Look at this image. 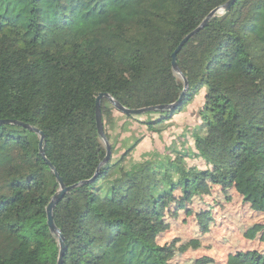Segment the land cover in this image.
<instances>
[{
    "label": "trees",
    "instance_id": "1",
    "mask_svg": "<svg viewBox=\"0 0 264 264\" xmlns=\"http://www.w3.org/2000/svg\"><path fill=\"white\" fill-rule=\"evenodd\" d=\"M227 1L0 0V264H57L45 208L59 184L46 160L66 187L91 179L106 157L98 95L133 110L178 101L171 55ZM176 63L188 87L174 111L126 115L101 99L110 156L54 208L62 264H169L157 222L203 182L264 216V0L216 13Z\"/></svg>",
    "mask_w": 264,
    "mask_h": 264
},
{
    "label": "rangeland",
    "instance_id": "2",
    "mask_svg": "<svg viewBox=\"0 0 264 264\" xmlns=\"http://www.w3.org/2000/svg\"><path fill=\"white\" fill-rule=\"evenodd\" d=\"M197 105L184 115H195ZM109 133L114 142L118 136L117 143L125 136L119 126ZM168 211L166 206L157 222V242L169 251V264H235L238 253H264V216L244 203L233 188L222 192L203 182L198 194L187 200L175 193Z\"/></svg>",
    "mask_w": 264,
    "mask_h": 264
},
{
    "label": "water",
    "instance_id": "3",
    "mask_svg": "<svg viewBox=\"0 0 264 264\" xmlns=\"http://www.w3.org/2000/svg\"><path fill=\"white\" fill-rule=\"evenodd\" d=\"M236 0H229L227 1L224 5H222L221 7H218L214 10H212L206 17L205 19L201 22V24L194 29L192 32H190L188 35H186L182 41L179 43L178 47L175 49V51L172 53L171 55V65H172V69L173 72L177 75H179L181 77V79L183 80V91L178 99V101H176L173 104L170 105H165V106H158V107H149V108H142V109H126L124 108L122 105H120L117 101H115L110 95L108 94H100L98 95V97L96 98V127H97V133L100 137V139L102 140V142L104 143L105 147H106V157L105 159L100 163L98 169L104 165L105 163H107L109 156H110V146L109 143L105 137L104 131H103V127H102V122H101V116H100V101L101 99L105 98L109 101V103L119 112L124 113L126 115H139L142 113H146L149 111H163V110H172L174 111L177 107H179L182 104L183 101V97L186 93L187 87H188V83L187 80L183 77L182 73L180 72L177 63H176V56L178 54V52L181 50V48L186 44V42L192 38L193 36H195L199 31H201L206 24L208 23V21L219 11H221L222 13H226L229 11V9L234 5ZM15 123V122H13ZM16 124V123H15ZM19 125H22L21 123H17ZM28 127V126H26ZM32 131H34L35 133H38V135L40 136V141H39V152L41 157H43L45 159V154H44V147H43V134L34 128H31ZM47 165L50 167V169L52 170V172L54 173L56 180L59 184V189L56 191V193L52 196L50 202L48 203V205L45 208V213H46V218H47V226L49 229L50 234L54 235L57 239V243L59 246V253H58V259H57V264H62V258H63V254H64V238L61 235L60 231L56 228V226L54 225V221H53V211L54 208L56 207V205L65 197V195L79 187L82 185H87L92 183L95 178L97 177V172L98 169L95 173V175L87 180V181H82L79 183H76L74 185L68 186L66 187L61 179L58 177L54 167L49 163V161L46 160Z\"/></svg>",
    "mask_w": 264,
    "mask_h": 264
}]
</instances>
